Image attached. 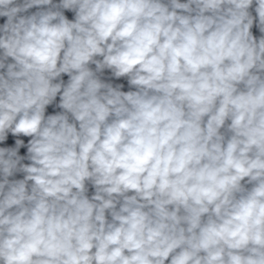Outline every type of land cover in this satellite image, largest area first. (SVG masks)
<instances>
[{"label": "clouds", "instance_id": "clouds-1", "mask_svg": "<svg viewBox=\"0 0 264 264\" xmlns=\"http://www.w3.org/2000/svg\"><path fill=\"white\" fill-rule=\"evenodd\" d=\"M0 264H264V0H0Z\"/></svg>", "mask_w": 264, "mask_h": 264}]
</instances>
